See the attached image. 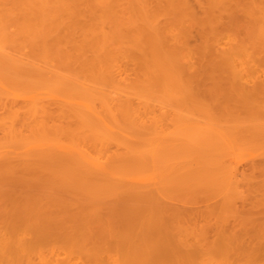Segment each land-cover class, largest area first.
<instances>
[{
    "label": "bare ground",
    "instance_id": "obj_1",
    "mask_svg": "<svg viewBox=\"0 0 264 264\" xmlns=\"http://www.w3.org/2000/svg\"><path fill=\"white\" fill-rule=\"evenodd\" d=\"M11 1H12L13 5H11V6L7 5V8L4 7V8H6L5 10H7L8 13L7 12L6 13L8 15H9V12L12 10L11 7L14 6V10L18 14V16L22 15L25 18H30L32 20H35V22L37 21L36 24H40V25L42 24V22H47V21L51 20L53 17L57 18L59 16V18L61 17L60 18V20H61L63 15H67V18H69V16H70L71 21H73L72 19L74 18L75 19V22H74L75 26H78L79 24L81 25V22L83 20L84 21L89 20L87 22L92 25V27L89 26L92 28V30H89V33H88V31L84 30L81 32L82 35H86L87 33L90 34L91 32H93L95 34V36L97 35L99 37L96 36V41L91 40V43H89L90 42L89 37L88 38L85 37L84 40L86 41L88 39L87 42L83 41L84 45L81 42V45H83L85 48H86V46H87V48L88 47L90 48L89 45L90 44L93 45L95 43V46L93 45L94 46L93 47L91 45V48L89 49L90 52L92 51V53L94 54V55L92 54V59H93L92 64L90 63V61H92V60L89 58V63H90V65H89L88 60L86 58V55L88 57H91V56H89L88 54H86L84 52L81 53V55H79L78 58L75 56L76 59L73 58L75 60H72V58L69 57L70 54L66 53L67 54L66 55L65 52H63V53L66 56L64 55L63 57H60V55H58V54H59V52L61 54L62 50H58V49L62 48V46H63L62 42H64V41L61 40L62 42H60L59 40H57V41L54 40L56 36L52 37L53 40L55 41V43H53V47L51 46L52 45L51 43L53 40L51 39L52 41L50 42V38H49L50 44L48 46L51 48H54L55 50H56L55 47L60 46V45L61 46L57 48V51L49 50L48 47H46L44 44L45 43H46V45L48 44L47 42H45V41H48V39L46 37L50 36V33L52 34L53 32H50L49 34H47V33L42 34L41 33V35H40V32L36 28L38 34L40 35V36H36V37H39V39H41V40L37 41L38 39L36 38L37 42L34 40L33 43L41 44V46L43 47L42 48L39 45L38 49H36V52H37V50H39L40 47L42 48V49L40 48V50H39V51L42 50L41 51L42 52L41 62H42V60H44L45 53H48L49 51H52V52H50L51 55H54V53L56 54V52L59 51L58 54L56 55V57L58 56L60 58V60L64 57L66 58L68 56L66 58V60H68V62L69 61L70 62L68 64H66L67 63L66 60L63 59L66 62V63L64 62L66 65V68H63L62 70L60 68V73H59V71H58L59 69L53 70L54 68L52 69L51 66L48 65V64H50V65H52V64L47 63V62H51L50 60L48 61L47 57L45 58L47 61L44 60L45 64L43 62V65H44L43 66V65H40L39 62H37V64L35 61L31 62L32 60L28 56L29 55L28 53H30L31 50L30 51L27 50L28 53L26 51L27 55L26 54L25 55L27 56L28 59H26V57L23 58L24 56H21V55L22 54L24 55V53H22V54L18 53V51H15L16 49H14L15 52L7 50L8 49L7 47L9 46V44L12 47H14L13 42L14 41L16 42V40L13 39V41H12V37L16 38L17 35L15 36L14 33H13V35L11 33L12 37L10 36L11 38L9 37L10 39H7L5 37H7L8 34L6 33L7 34L6 35L5 32H4V34L2 32H0L3 35H5L4 38L8 41V43H6V44H8V46H6L5 43H3V45H0V109L2 107H4L5 110H8V112L10 113V116H11V114H16V115L18 113L21 114V112L23 111L22 113H24V118L22 121V123H23L22 126H25V129L31 130L30 132L27 130L28 133H30L29 136L27 134H25V131L23 129H21V127L19 128V126H21V125H19V123L16 122L17 117H13V115L11 117L8 116L9 119H7V120L5 118H1V119H3V121L0 119L1 120L0 126L3 130L4 135L2 133L1 134L5 138L4 141L0 139V184L1 185H6V184L25 185L26 187H29L28 189L22 190V191H18L16 189H9V190L3 189L2 192L0 191L2 197H6V198H8V196H14L15 197L14 198L15 201H13V203H12L13 206L10 209L5 210V213L0 214V216L3 215V217H1L2 219L0 218V222H2L3 219H5L3 221L5 223L2 222L0 225V253L2 254V255H0V261H2L1 256H2V258H5L7 256V258H5V259H9V260H10L11 256H12V259H14V257L16 256V258H15L16 260H18L20 257H21V260L24 258L26 259V257H28L30 254H32V252L29 253L28 251H30V249H32L33 246H34V248H36L43 241L44 242H46V241L47 242H50V241L55 242L56 241L55 243H57V244H59L61 242L62 245L61 244L60 245L63 247H65V245H70V244H73V245L80 247V248L86 247L88 249V254H89V252L95 251L94 256L97 254H98V257H99V255H102V259L95 256V258H97L95 260H99L97 262L102 263V264H109L110 261H107L108 259L106 261H104L103 257H105L106 255L103 256L102 253L99 254L97 252L100 249L104 248V246L106 244L116 246L118 243L117 242L118 238L121 237L119 235H118L119 236L118 237L116 232H119L118 230L123 229L124 231H126V235H124V237H123L124 241H122L120 243L123 245L122 247L125 249V250L123 249L124 254H125V257H124L125 259H123L124 261L122 260V262L117 261V260L114 261V259L117 258V257H115L114 259L112 258L113 261H111L110 264H159V261H161V260L156 261V259H159L158 257L162 256V254L165 253L164 250H166L165 249L166 246L163 245L164 241L162 239L165 238L166 235H167L166 237H168L171 234V232L169 233L168 232L169 230H167L169 225L167 226V228L164 226L167 224H164L163 222L167 223L166 222L167 218H169V217H167V218L165 217L166 218L165 219L164 214L169 212L170 217H171V214L178 216L179 213H182L181 210L183 209L181 207L182 209L178 210V208H176L175 206H173L171 204H168V202H166V201H165L166 203L163 202V199L160 200L161 197L164 198L162 195L164 193L166 194L170 191L178 190V187H180V186H183V187L186 186L184 181L189 186H197V184H201L202 186H206L208 184V182L209 181L211 182L212 180H213L212 183L215 182V185H216L219 182L224 181L223 183H219V186H221V184H224L225 182H227V184H228L227 187H229L233 183L232 181H234L233 178L235 177L234 174H232V172L225 173V171L226 170L228 171L229 168L226 170L224 169V162H223V158L221 157V155L223 156V154L220 152L221 149L223 148L225 150V147H227V146L223 147L224 144L221 145V143L223 142V140L225 138L224 137L225 132L224 133L222 132L224 130L223 129L224 127L222 128L220 126L221 130L222 129L223 130L219 131L218 130L219 127H217V129H215V127H212L213 123L212 122L210 123V121H209V123L212 126L205 125L206 127H203V129H202V127L199 126L200 123H198V125H196V126H193V127L191 126V128L189 127L190 128L189 132H188V128H187V134H186L185 133L186 132L185 126H187L188 124L192 125L193 123L190 124L188 121V123L185 126H183L185 128V130L182 129L183 127L178 126L179 121H178V113H177L178 110L177 109H179L178 104L180 103V102L178 103V101H179L178 89L180 91V90H182V89H180V87L181 88L183 87L186 89L187 95L192 96L193 94L197 93L195 91L199 87L198 86L199 83L197 84L198 87L196 86L197 88L193 87L195 85L194 80L196 82L200 81V79L201 80H208L209 79L211 81L217 80V79L222 77V71L224 69H227V68L230 70V74H232V76L234 77L233 78L234 82H236V83H238L237 80H239V79L244 80V81L246 80V82H245L246 84H247V81L260 83L261 79H259V81H258V77H261V76L260 75L258 76L257 74L255 76V74L253 73V69L256 68V64L260 65L261 63L260 64L255 63V61L258 59H256V60L253 59L254 64H255V66H253L254 64H253V62H251L252 59L250 58V56H252V54L256 55L255 53H257V52L255 49H257V51L258 50L261 51V52H258L259 54L260 53L263 54V52H264L263 49L260 48L261 49L260 50L258 47H254V46H256L255 44L252 46V44L254 42L252 43L251 41L256 42L257 41L255 39L256 36L254 39L252 38L254 36H250L252 38V40L250 38V41H249V44L251 42L250 47L255 50L254 51L253 49H250L251 51H253L252 53L250 52V50H247L244 48L246 46L243 43L247 42L248 40H246L243 37H240V38H243L242 42H241V39L239 41V37H238V39H236L237 37H235V39L233 37V39H234L233 43H235L236 46H235V44H234V46H233V44H229L230 47L228 49L218 48L217 46L221 45L220 42L222 40L220 41V39L222 37L220 38V36H219L221 31H220V33H218L219 30L217 28L218 27L217 19L219 18V15H221L223 12L226 13L227 11H229V9L228 8L226 9V7L222 6L224 3L223 2L221 4V6H219L220 10H221L220 11L221 14L218 15V14L213 12V8H212L211 4L208 3V1H209L208 0L207 1L208 6L205 5L206 6V7L204 6L205 9L203 8L206 12V13L204 12V15L207 14V16H208L207 17L208 18L207 19V22H208L207 25L209 24L208 29H210V31H207L206 33L212 32L211 34H213V37L210 38V33H209V37H207V35H205V39L203 38L204 39V43H203L204 46L202 44L203 48H202L201 52L197 55L198 57H197L196 61L195 60L193 61V59H194L193 52L191 50H188V49L186 50V44H187V42H189L188 41L189 37L187 38V36H186V38H187L186 39L185 35H188L187 33L189 32V30L188 29H186L185 31L182 30L183 32H186V31H188V32H186L184 34H179L180 38L175 37V38H177V39H175L172 37L174 40L173 41L171 40L172 41V45H171L170 44L171 38H168L166 36V35H168V34H166L168 32L163 34L164 26H166V25L163 26V25L159 24V22H157L158 20L156 21V19H154V18H156L157 14L154 13L155 14L154 15L152 12L148 13L147 7H146V2H145L147 0H134V1L131 0V2H135L137 4L138 8H140L139 11L141 12V15L139 14L138 10L135 9L134 11H136V13L138 12V15L142 16V19L140 18L141 19L140 23H138V20L137 21L135 20L136 21L135 24L132 23V25H135L134 27H137L134 29H133V27L132 28L126 27L125 29H120L118 27H123L124 24H126L124 22V20L123 21L119 20L121 22V24H122V22H124L122 26H119L117 24L119 22L114 24V21H113L114 19L112 20V18H110L111 13H114L113 15L115 18L116 14H115V11L113 12V10H114L115 5L118 3V0H11ZM172 1H173V4H172ZM172 1L169 0V2H171V3H169L171 8H174V10H175V8L178 6V9L180 12L183 10V11H187V15L191 14V19H193L192 16H195L197 14L194 12L195 8L193 9L192 5H190V3H189V0H180V3L184 6L183 8H181L179 0H172ZM198 1H200V0H198ZM202 1L204 3L205 0H202ZM223 1H225V5L227 6L228 1L227 0H223ZM253 1L256 2L257 8L259 9V11L262 14V18L259 19L258 16L255 15V12H253V16L255 15L257 19L255 18V16H254V18H252V12H248L249 10H247V12L250 13L249 14V15H251L250 18L257 20V21L252 20L254 23H257V22L262 23V25H260V28H259L261 31L258 29H255L254 27L253 28L255 30H257L256 34H254V35H257V33H259V31L261 32V36H260V33L257 36L260 37V39L262 37L263 42L259 43V44H260V46L261 45L264 46V0H253ZM239 2H238V4H240ZM7 3H8V1H7ZM7 3H5V4H7ZM10 3L11 2L9 0L8 4H10ZM135 3L134 4L131 3V4L135 5V7H136ZM154 3H155V1H154ZM219 4H220V2H219ZM234 4H237L236 0H235ZM247 4H250V3H247ZM120 5L123 6V4H120ZM147 5H149V4L147 3ZM164 5H165V2H164ZM166 5H167V7H169L167 2H166ZM201 6L203 7L202 3H201ZM249 6L251 9L254 10L253 5H252V7H251V5H249ZM228 7H230V6H228ZM0 9H2V8H0ZM130 9H131V7H130ZM200 9H201V7H200ZM230 9H231V7H230ZM245 9H244V13H245ZM122 10H124V9H122ZM152 10H154V7H153V9H150L149 11H152ZM156 10H154L153 12H156ZM166 10H168V9L166 8ZM174 10L170 11V13L173 14ZM241 11L243 12V10H241ZM2 12H3V10H2ZM124 12H126V11H124ZM176 12L177 11L175 10V14H176ZM215 12H216V10H215ZM4 13H5V11H4ZM11 13H12V11H11ZM116 13H117V11H116ZM118 13H119V11H118ZM181 13H183V12H181ZM236 13H237V10H236ZM236 13H234L233 10L228 13L229 19H228V22L226 21L228 29L234 28V30H235V28L237 27L238 23H236V22H238V21H236V20H238V18H236V15H235ZM150 14L154 15L153 16L154 20L150 18ZM164 14H165V11H164ZM261 14H260V16H261ZM12 15H11V18H12ZM119 15H120V13H119ZM177 15H179V14H176V17H177ZM180 15H182V14H180ZM258 15H259V13H258ZM111 16H112V14H111ZM0 18H2V16H0ZM25 18H23V19H25ZM65 18H66V16H65ZM117 18H118V16H116V19ZM174 18H175V15H174ZM178 18H179V16H178ZM205 18H206V15H205ZM2 19L4 20V18H2ZM38 19L41 20L42 22H39ZM130 19H129V21H130ZM14 20H15V18H14ZM63 20L65 21L68 19L63 18ZM195 20L196 19H194V21ZM200 20L198 19V21H195V22H197L196 24H198V22L200 21L199 26H202V28H203V26L206 24V21H205L204 25H202L204 20L203 19H200ZM0 21H1V19H0ZM71 21H69V22H71ZM132 21L133 20H131L130 23ZM135 21H133V22H135ZM54 22H56V21H54ZM187 22H186V24L188 25ZM195 22H194V24H195ZM240 22H242V21H240ZM50 23H51V25L50 24L49 25L52 27V30H53L55 28V27H53L54 23L51 21H50ZM65 23H66V21H65ZM127 23H128V21H127ZM192 23H193V21H192ZM0 24H1V22H0ZM3 24H5V23H3ZM22 24H24V21H21V23L19 24L20 26L24 27ZM57 24H59V23H57ZM66 24H64V25H66ZM82 24H84V22H82ZM42 25L45 26V24H42ZM173 26H175V25H173ZM239 26H240V23H239ZM239 26H238V28L241 29L240 28L241 26L240 27ZM242 26H244V24ZM22 27H21V29H22ZM34 27H35V25H34ZM46 27H47V25H46ZM62 27H63V24H62ZM65 27L66 28L68 27V28L67 29L64 28V30L65 29L67 31L70 30L69 25L68 26L66 25ZM80 27H82V25L79 26L78 28H80ZM245 27H246V25H245ZM3 28H4V25L2 26V29ZM28 28L30 29V26L29 27L25 26L23 29L28 30ZM59 28H61V26H59ZM93 28H95V30H93ZM202 28H200V30ZM204 28H205V29H203L204 31L208 30V29H206L207 27H204ZM249 28H251V26H249ZM253 28H251V29L253 30ZM5 29H6V27H5ZM21 29L19 28V31ZM49 29H51V28H48L47 30H49ZM56 29H57V26H56ZM73 29H75V28H73ZM195 29H196V27H195ZM9 30H11V29H9ZM25 30H23V31L25 32ZM27 30H26L27 34H30L31 33L30 31H32L31 34L34 33L33 32L34 30L32 29V27H31V30H28V32H27ZM76 30L77 29H75V31ZM126 30H128V31H126ZM178 30H179V28H178ZM6 31H7V29H6ZM70 31H71L70 33L75 32V31L73 32V30H70ZM240 31H242V30H240ZM11 32H12V30H11ZM21 32L22 31H20V33ZM57 32L58 31L55 30L54 34H52V35L57 34ZM77 32L80 33L79 31H77ZM77 32H76V34H77ZM83 32H85L86 34H84ZM247 32L248 31H246V33ZM20 33H18V34H20ZM68 33H69V31H68ZM81 33H80V35H81ZM93 33L90 34L92 36V37L90 36L92 39H94ZM179 33H180V31H179ZM203 33L204 32H202V34ZM45 34H46L45 38L47 40L43 39L44 43H39L42 41L41 37L43 35L45 36ZM88 34H87V36H88ZM249 34L250 33H247L248 36L245 35V37L249 38ZM80 35L78 37V40L80 39V37H82ZM174 35H176V34H173L172 36H174ZM226 35H227V33H226ZM61 36H64V35L61 34L59 36V34H58V37L61 38ZM176 36H178V32H177ZM188 36H190V33ZM218 36H219V38H218ZM58 37H56V38L58 39ZM203 37H204V34H203ZM0 38H1V36H0ZM4 38H3V40H5ZM19 38H20V36H19ZM62 38L64 39V37H62ZM82 38H84V37H82ZM167 38L169 39V41ZM24 39L22 42L27 44V41L25 40L26 41L25 42ZM10 40H11L12 44H11ZM73 40H74V44L75 43L76 44L74 47L72 45L71 46L73 48H77L76 46H78L77 43H79V41L76 42V40H77L76 38ZM186 40H187V42H186ZM15 42H14V44H15ZM230 42H231V40H230ZM236 42H239L240 44L236 43ZM66 43H68V42H66ZM70 43L71 42L69 41L68 44L70 45ZM119 43L122 45L123 44L126 45L128 48L127 51H129V52L132 51V54L135 53L136 57H138L139 59L141 58L140 59L142 61L141 64H143V67L146 68V71L144 73H142L144 69L142 70L140 68L142 70V72L140 74H142V76H144V77H140L141 75H138V78L137 79L135 78L136 81H134L133 84L127 83V85H126V82H125L124 87L127 86L126 88L128 89V86L130 85L129 90L122 88V86H120V84L124 83L123 81H126V79L130 78V77H128V76L126 77L124 75L125 76L124 78H126V79L125 80L123 79V81H120L121 79L118 78L120 72H118L116 67H114V66H117L115 64H118L115 62V61L118 62V60H115V59H117L115 57V55L118 53H120V54L122 53V56H123V52H124L123 50H119L116 53V51L118 49L122 48L121 46H117V45H119ZM1 44H2V42H1ZM16 44H17V46L19 45L18 43H16ZM71 44H73V43H71ZM249 44H247L248 48H249ZM35 45H32V46L35 47ZM54 45H57V46L54 47ZM65 45H67V44H65ZM113 45H115V46H113ZM20 46L22 47L21 43H20ZM24 46L26 48L27 45H24ZM36 46H38V45H36ZM116 46L120 47V48H116ZM263 46H261V47H263ZM72 47H71V50L73 49ZM63 48H65V47H63ZM68 48H69V46H68ZM81 48L78 47V49H81ZM85 48H83V49H85ZM89 50H87V51H89ZM39 51H38V54L40 55L41 52H39ZM79 51H82V50H79ZM79 51L77 50L76 53H78ZM120 51H122V52H120ZM196 53H198V52H196ZM124 54H125V52H124ZM259 54H257V55H259ZM34 55H36V54H34ZM126 56H128V54ZM259 56H258V58H259ZM262 56H263V60H264V54ZM36 57H37V55H36ZM56 57H54V58L56 59ZM73 57H74V55H73ZM126 58H124V59H126ZM261 58H259V60H261V62H263ZM32 59H34V57H32ZM26 60H28V61H26ZM72 61H74V63L78 62L79 65H77L78 68H75V70L69 71V70H71L70 69L71 65H73V67H74V63ZM141 61H139V62H141ZM258 61H256V62H258ZM251 63H252V66H251ZM87 65L90 66L89 67L90 69L84 68ZM56 66H57V64H56ZM117 67H119V65ZM123 67H125V66H123ZM253 67H255V68H253ZM137 68L139 69V65H138V67H136L134 69L132 67L131 71L134 70L137 72ZM250 68H253V69L250 70ZM257 68L260 69V66H258ZM64 69H69L68 70L69 73L66 72L68 74H63V73H65L63 71ZM77 69H79V70H77ZM115 69L117 71H115ZM124 69L125 68H123V70ZM128 69H129V67H128ZM140 69H139V71H140ZM123 70H121V71H123ZM229 70H226V72ZM61 71H63V72L61 73ZM87 71L89 73H86ZM139 71H138V73H139ZM256 71H258V70H256ZM116 72H118V73H116ZM132 74H134V73H132ZM135 74H134V77H135ZM261 75H263V74H261ZM230 78H232V77L230 76ZM133 79L131 78L130 79L131 82H129V83H132ZM190 79H193V81H192L193 86L192 87L190 84V82H191ZM235 79H236V81H235ZM262 80H263V78H262ZM187 81H189V83ZM214 82H216V81H214ZM218 82H220V81H218ZM262 84L263 83L259 84V86H258L259 90L261 89L260 85H261V87H263L264 84L263 85ZM248 85H250V84H248ZM108 86H110V88ZM133 86H137V87H139V89L136 90V88H134ZM211 86H212V84H211ZM211 86H209V87L211 88ZM216 86H214V87L217 88L218 86L217 87ZM253 89H255V88H253ZM253 89H252V92L254 91ZM262 89L264 91V88H262ZM199 90H201V89H199ZM248 90H249V88H248ZM250 90H251V88H250ZM249 92L251 93V91H249ZM254 92L252 93L253 95H255ZM213 93H214V91H213ZM213 93L211 95L212 97H213V95H215ZM231 93H233V92L231 91ZM197 95L199 97V94H197ZM202 95H203V93H202ZM258 95H259V92H258L257 96H255V97L257 98ZM207 96H209V95H207ZM243 96L241 95V97H243ZM261 96L262 95H260L258 98H260ZM18 97L19 98L23 97L25 100L23 102H19L17 100ZM193 97H194V95H193ZM263 97H264V95L261 98H263ZM136 98H144L145 100H143V101L145 102V104L149 103L147 101L148 100L151 101L150 100L151 98H153L155 100H159L160 102H164V104H166L167 100L171 101V103L167 102V104H168V106L169 105L172 106L173 111H175V114H174V112H172L173 114L171 113L173 115V118L170 117L172 119V121L174 122L173 124L175 125V128L172 129V127L170 126V125H173L172 123L167 124V125H169V127H167L169 129L164 128L163 126L166 125L165 123H163L164 120H159V116L157 117V116L151 115L152 114L151 112H153V115H157V113L154 114V112H155L154 110H156V108H155L156 104L160 103L158 101L156 104L155 103L154 104L149 103V104H146L143 106L144 113H146V115L149 118H152V117L156 118L157 117L158 121H157V119H156V121L153 120V124L148 125L147 122H145V120L143 119L144 117H141L143 109H140V110L138 109L141 113V115L139 114L140 118H142L140 120V118L135 114L137 112V107H136L137 104L135 105V103H134V100ZM188 98H190V97H187V100H188ZM234 98H236V97H234ZM240 98H237L238 101H240L239 100ZM261 98H260V100H261ZM204 99H205V96L202 100L198 99V101L201 100L200 102L202 104H205L207 99L206 100H204ZM210 99H212V98L210 97ZM253 99H254V97H253ZM180 100H181V98H180ZM193 100L194 99H192V101ZM196 100L193 102H191V101L190 102L192 104H194V102H196ZM225 100H227V99L225 98ZM225 100L222 99V101H225ZM243 100H244V98H243ZM138 101H140V100H138ZM136 102H137V100H136ZM200 102H198V105ZM141 103L142 102L140 101V105H139V102H138L139 107L141 106ZM182 103H184V102H182ZM218 103H221V102H218ZM162 104L163 103H161V105ZM209 104H210V102H209ZM209 104H206V106L205 105H202V106H205L203 108H206V107L208 108ZM159 105H157V107H159ZM234 105H236V103L233 104V106ZM243 105L246 106L247 104L245 105L242 103V107H243ZM165 107H166V105H165ZM165 107L163 105V107L160 106L159 108H162L160 110H163ZM141 108H142V106H141ZM151 108H153L154 110ZM174 108H176V109H174ZM182 108L184 109V107H182ZM199 108H202V107H199ZM235 108H237V107H235ZM245 108L246 107L243 108L244 112L246 110ZM262 108L264 109V107H262ZM233 109H234V107H233ZM164 110H167V108ZM164 110H163V113H164ZM221 110H222V108H221ZM243 110H241V111H243ZM238 111H240V110L237 109V113H238ZM247 111L249 112V110H247ZM256 111H258V110H256ZM259 111H262V110L259 109ZM6 112L7 111H5V113ZM149 112L151 114H147ZM167 112H166V114H167ZM263 112H264V110H263ZM5 113L3 112V114H5ZM205 113L210 115L209 113H211V112H205ZM228 113H230V112H228ZM231 113H230V115H231ZM160 114H158V115H160ZM168 114H169V116L171 115L170 111ZM234 114H235V112H234ZM212 115H214V114H212ZM243 115L246 116V114H243ZM247 115H248V113H247ZM261 115L262 114H260V116ZM56 116L59 117L58 119H60V121H65L67 119L66 121H68L69 124L67 122L68 125L66 124V126H65L64 124L66 123V121H65V123L62 122V124H61L59 120H58L59 123L57 122L58 123L57 124L55 122V121H57ZM150 116H152V117H150ZM169 116L168 115L166 116L167 119H169ZM223 116L225 117V115H223ZM245 116H243V117H245ZM258 116H259V114H258ZM0 117H2V116L0 115ZM243 117H242V119H243ZM250 117L253 118V116H251V115H250ZM261 117L264 118L263 115ZM155 118H152V119H155ZM230 118L231 119L233 118L232 115L230 116ZM18 119L20 120V118H18ZM161 119H163V116ZM227 120L230 121L229 118ZM233 120H234V118H233ZM159 121H160V123L162 122V124H160ZM172 121H170V122H172ZM244 121H246V119ZM250 121H251V119H250ZM259 121H260V119H259ZM124 123L126 126L129 127V129L131 128L130 130H132L133 128L140 127V129L142 128L143 131L139 132L137 134L132 133L133 135L131 136L129 134V131H127L128 127L126 128L123 126ZM250 123H252V122H250ZM261 123H262V120H261ZM261 123L259 124L256 122L255 124H257V125L254 124L255 125V126L253 125L254 127L249 126L251 128H254V132L252 131L255 135L254 137L259 136L260 134L264 135V125H262V124H264V122L262 124ZM246 125H247V123H246ZM248 125L246 126V129H247ZM144 127H146V128L148 127L147 128L148 130H144L145 129ZM178 127L181 128V131L182 130L184 131V134H186L185 137L178 133V129H179ZM170 128H171V130H170ZM151 129H153V130H151ZM229 130L230 129H228V131ZM245 130L242 133L243 135L241 134L243 139H241V140L239 139L240 141L243 140V142L245 141L244 140L245 139L244 133L247 131V130L246 131ZM250 130H252V129H250ZM225 131L227 132L226 135L228 133L232 134V132H228L227 130H225ZM131 132H133V131H131ZM235 132H236V130H235ZM238 132H236V133H238ZM248 132H250L252 134L251 131H248ZM240 133H241V128H240ZM250 133H249V135H246L248 137V139L249 138L252 139V137H250L251 136ZM178 134L180 135L179 136L180 138L178 137ZM229 135L227 136L228 138H229ZM263 135H262V137H264ZM66 137L68 140H66ZM237 137H236V139H237ZM228 138H225V139H228ZM233 138H235V137H233ZM251 139H249V141ZM239 140H238V142H239ZM229 141L230 140H228V141L226 140L227 143H231ZM252 141H253V139H252ZM224 142H225V140H224ZM113 145H115L117 147V149L115 152L110 153L111 152V151H109L111 149L110 147ZM242 147H243V145H242ZM184 148L188 149L187 152L190 153L188 156L182 155L185 153V152L183 153L182 151H186V150H183ZM114 150H112V151H114ZM230 150H232V149H230ZM191 151H192V153H194L193 155H192ZM222 152H223V150H222ZM180 153H182V154H180ZM229 153H231V152H229ZM225 154H224V156H225ZM232 154L234 155V151H233V153H231V156H232ZM224 158H227V157H224ZM263 161H264V159H263ZM260 163H261V161H260ZM230 166H233V165L230 164ZM236 167H234V168H236ZM263 167H264V165H263ZM252 168H254V166ZM135 169L139 171V174H136L135 172H133ZM234 171H235V169H234ZM241 171L242 170H240V172ZM262 174H263V172H262ZM188 180H189V182H188ZM191 183H193V184L191 185ZM40 184H41V186H44V187H41ZM178 184H180V186H178ZM47 186H49V187L53 186L54 191L53 192L49 191L48 190L49 187H47ZM210 186H212V185H210ZM237 186H238V183H237ZM35 187L44 188L45 190L47 187V190L44 191L43 193L38 192V191H34V189L30 190V188H35ZM212 187H214V186H212ZM180 188H182V187H180ZM238 188H239V186H238ZM263 188H264V185H263ZM228 189H227V191H228ZM195 190H196V188H195ZM229 192H231V191H229ZM24 193H28V195L24 194ZM66 193L68 195H71V194L74 195L75 198L81 197V199L84 198V199L90 200V201L95 200V201L100 202V203H98L99 205L96 207L93 206L94 208L90 213L85 212V211H87V209L85 208L86 205H85V207L83 206L85 203L80 201L81 200L80 198L78 200L79 203L77 201H75V202H72V204L67 205V203H68L67 202L66 205H64V206L62 204H64L66 200L65 201H64V199L59 200V201H63L64 203L59 202L57 204V207H54L51 209H49L48 207H42V206L41 207L33 206L30 208L27 207L30 200L37 197V196L44 197L45 194H50L51 196H53V198L57 197V198L61 199V197L63 198V196H65ZM39 194H41V195H39ZM201 195H202V193H201ZM232 196H234V195H232ZM142 200L146 201V208H149V207L151 208L150 205L152 204V208L154 209V211H156V212L158 211V212L156 214H155V212L151 213V214H147L146 208H142L143 207ZM174 201L176 202V200H174ZM227 204H228V202H227ZM60 205L63 206L62 207L63 209H65L63 211V213L58 211L59 208L61 207ZM66 208H68V209H66ZM184 210H186V209L184 208ZM184 210H183V213L181 214L182 219L183 218L185 219V216L187 219V218H189V217H187V215L183 216V214H185ZM186 211H188V210H186ZM262 212H264V210ZM159 215H160V218H164V219H162V221L159 218ZM181 215H179V216H181ZM155 216L159 218L158 221H154V220H157ZM153 217H154V219H153ZM150 218H152L153 220ZM256 218L257 217H255V219ZM171 219L169 218L170 222H172L174 220L172 217H171ZM246 219H247V217H246ZM263 220H264V218H263ZM263 220H261V222ZM175 221L177 222L178 220H175ZM249 221H248V223H249ZM244 222L246 223L245 220H244ZM251 222H253L252 219H251ZM2 224H5V226ZM210 224L213 226L214 225L213 221H212V223L210 222ZM228 225H231V224H228ZM252 225L253 224H251V226H249L250 229L252 227H254ZM262 225H263V223H262ZM262 225H261V228H262ZM133 227L136 229L137 228H140V229L136 231ZM207 227L209 228V226H206L205 228H207ZM234 227H236L235 224H234ZM249 227H247V228H249ZM163 228H165L166 231L162 232ZM174 228H177V226ZM201 228H203V227H201ZM255 228H256V226H255ZM132 229L135 230L134 231L135 235L131 234V232L133 231ZM263 229H264V227H263ZM226 230H228V228ZM217 231H219V228ZM136 232H137V234H136ZM223 232H224V229H223ZM236 232H238V231L234 230V232H232V229H231V232H229L230 235L228 234L230 236V238L227 235H225L229 239H232V241L234 243L231 240L228 242L233 243V245L236 244L237 246H240L241 244H243L245 242L248 243V240L242 238L241 235L239 236L238 234H236ZM163 233H164V235L161 236V234H163ZM207 233H208L207 236L200 234V235L204 236L205 238H203L202 236H199V235L198 236L201 237V239L202 238L205 239L206 242L208 241V243H209L210 242L209 237H208L209 236V230ZM215 233H216V231H215ZM220 233H222V232H220ZM256 233H257V231H256ZM120 234H121V232H120ZM173 234H172V236H173ZM176 234H178V240H177L178 241L177 242V244H178V248H177L178 249V259H176V261L178 260V264H185L184 262H186V261H184V259H186L188 257L187 254L190 252L184 251V250L182 251L181 247L188 248L189 245H191L193 242L190 244V242H191L190 240H192V239L187 238L189 235L185 234L186 235L185 236L183 233L179 234V232ZM137 235H138V237L140 236V238L138 239V237H137V239L139 240V245H138V249H135L137 247L136 246L137 239L134 240L133 238H135ZM155 235L158 237H156ZM179 235L180 236L184 235L185 238L184 237L182 238ZM195 236L196 235H194L193 239L196 238ZM198 236H197V238H199ZM257 237H258V235H257ZM173 238H174V236H173ZM228 238H226V240ZM201 239L199 240V243L202 244V248L203 247L205 248V244L201 241ZM195 241H196V239H195ZM195 241H194V243H195ZM214 241H215V239H214ZM214 241H212L210 243H213ZM250 241H252V239ZM151 242L153 244H150ZM170 242H172V240ZM174 242L175 241H173V243ZM197 242H198V240H197ZM161 243L165 248L161 245ZM173 243H171V246H174L175 243L174 244ZM208 243H206L207 249H204V248L202 249V252L204 251V253H203L204 256L205 255L207 256V254L209 256V253L213 249L211 248V250H209L208 248H210L212 245H216V243H215V244H210L211 245L210 246V245H208ZM192 245L195 246V244H192ZM228 245H227V248H228ZM230 245H232V244H230ZM262 245H263V243H262ZM167 246H170V245L168 244ZM247 246H245L246 251H243L244 253L247 254L246 257H243L242 254L239 255L237 253L238 251L240 252V250H238L239 247H238V249L235 250V251L238 250L235 253H237L240 257L242 256V258H246V259H243L245 262H246V260H249L250 257L254 259L253 256H255L257 254V253H255V249L253 250V247L251 245L250 246L252 248H247ZM163 248H164V250H163ZM195 248L196 247H194L193 250H195L196 252L198 251L201 254V251L196 250ZM240 248H242V247H240ZM262 248H264V246ZM177 249H175V250H177ZM234 249H235V247H234ZM247 249H249V250L247 251ZM96 250H98V251H96ZM187 250H189V249H187ZM135 252H137V253H135ZM27 253H29V255H27ZM39 254H41V252H39ZM212 254H214V253H212ZM229 254H231V253H229ZM3 255H5V257ZM224 255H225V253H224ZM18 256H20V257L18 258ZM22 256H23V258H22ZM30 256H29V259L31 258ZM163 256H166V255L163 254ZM169 256L171 259H172V257L176 258V256L175 257L171 256V254ZM32 257H34V256H32ZM231 257H232V254H231L230 258ZM255 257H257V255ZM227 258H229V257H227ZM230 258L228 260H230ZM15 259H14L12 264H14V262L16 261ZM25 259L22 260V261H24V264L26 262H27V264H33V262H34V260H32L33 258L30 259L31 263H30L28 258H27L28 260L26 259L27 261ZM165 259H167V258H165ZM165 259H163V261ZM232 259H234V258H232ZM22 261H20V259H19V262H22ZM235 261H237V260H235ZM11 262H12V260H11ZM17 262L18 261H16V263ZM105 262H107V263H105ZM169 262L171 263V260H169ZM58 263H59V261H58ZM172 263H173V261H172ZM246 263H249V262L247 261ZM19 264H22V263H19Z\"/></svg>",
    "mask_w": 264,
    "mask_h": 264
},
{
    "label": "rangeland",
    "instance_id": "obj_2",
    "mask_svg": "<svg viewBox=\"0 0 264 264\" xmlns=\"http://www.w3.org/2000/svg\"><path fill=\"white\" fill-rule=\"evenodd\" d=\"M7 1H8V3H9V0H0V8H2V9H0V16H2V18H4V20L2 19V18H0L1 19V24H0V32H2L3 34H4V32H5V34L7 33L8 34V36L7 37H5V38H7V39H10L11 37H12V35H13V33L15 34V36H16V38L15 37H12V41H13V39L14 40H16V42H15V44H14V42H13V45H14V47H12L10 44H9V46H8V44H6V43H8V41L4 38V36L5 35H3L2 33H0V36H1V38L3 37L5 40H3V38L1 39L0 38V45H3V43H5L6 44V46H8L7 48V50H10V51H12V52H15V51H18V53H24V55L22 54L21 56H24L23 58H25L26 57V59H28L27 58V54H26V51L28 50V51H30L31 50V52L30 53H28V51H27V53L29 54L28 56H29V58L32 60L31 62H36V64H37V62H39V64L40 65H43V62H44V60H46L45 58L47 57V59H48V61L50 60L51 62H47V63H51L52 65H50V64H48L49 66H51V68L53 69V70H55V69H59L58 71H59V73H60V68H61V70L63 69V68H66V65H65V63L66 64H68L69 62H68V60H66V58L68 57H64V58H62L61 60H60V58L57 56L56 57V55L58 54V52H56V54L54 53V55H51V53L50 52H52V51H57V48L58 47H60V46H57V45H54V47L55 46H57V47H55L56 48V50L54 49V48H51V47H49L48 45L50 44V42L53 40V38L52 37H54V36H56V37H58V34H59V36L61 35V34H63L64 36H61V38L60 37H58V39L55 37V39L54 40H59L60 42H62V41H64V42H62L63 44V46H62V48H59L58 50H62L61 51V54H60V52H59V54L58 55H60V57H63L66 53H68V54H72L71 56L69 55V57H71L72 58V60H75L76 59V57L78 58L79 57V55H81V53H86V54H88L89 56H91V57H88L86 54V58H87V60H88V63H89V58L92 60V61H90V63L92 64V62H93V59H92V51L90 52V48H91V45L92 44H88L89 46H90V48L88 47L87 48V46H86V48L83 46L84 45V43H83V41L84 42H87V40L85 41L84 39H85V37L86 38H88L89 37V39H90V42L89 43H91V40L92 41H96V36H95V34L93 33V32H91V33H93L94 35H93V38L94 39H92L91 37V33L90 34H88L89 33V30H92V25L90 24V23H88L87 21H89V20H83L82 22H84V24H82V22H81V25H82V27H80V28H78L79 26H81L80 24L78 25V26H75V24H74V22H75V19L73 18L72 20L73 21H71V18H70V16H69V18H67V15H63V17H62V19L60 20V18H59V16L57 17V18H55V17H53L51 20H49V21H47V22H42L41 20H39L38 19V21L39 22H42V24H45V26H43L42 24L40 25V24H36L37 23V21L35 22V20H32V19H30V18H25V17H23L22 15H19L18 16V14L16 13V11L14 10V6H12L11 7V11H12V13H11V11L9 12V15L7 14L8 12H7V10H5L6 8H7V5H13L12 4V1L10 0V4H8L7 3ZM123 1V2H122ZM125 1V2H124ZM132 1H134V0H132ZM153 0H147V1H145L146 2V7H147V11H148V13H155V14H157V16H156V18H154V19H156V21L157 22H159V24H161V25H166V26H164V31H163V34H165L166 32H168V33H166V34H168V35H166L168 38H171L170 39V44L172 45V41L174 40L173 38H175V37H179L180 35L179 34H184V33H186V32H188V31H186V32H183V31H185L186 29H188L189 30V32L187 33L188 35H189V33H190V36H188V35H185V38H186V36H187V38L189 39L188 41L189 42H187V40H186V42H187V44H186V50L188 49V50H191L192 52H193V56H194V59H193V61L195 60L196 61V59H197V55L201 52V50H202V48H203V46H204V39H205V35H207V37H209V33H210V38L211 37H213V34H211L212 32H209V33H206L207 31H210V29H208V25H207V14H205L206 15V18H205V15H204V12H205V7L206 6H208L207 4L208 3H210L211 4V6H212V8H213V12L214 13H216V14H221L220 13V7L219 6H221V4L223 3V5L222 6H224V7H226V9L228 8L229 9V11H227L226 13L225 12H223L221 15H219V18L217 19V21H218V23H217V25H218V33H220V31H221V35L219 34V36H220V41L222 42H220V44L221 45H219V46H217L218 48H220V49H223V48H225V49H228L229 47H230V45L229 44H233V46H234V44L235 43H233V41H234V39H235V37H237L236 39H238V37H239V41H240V39H241V42H242V40H243V38H245L246 40H248L247 42H244L243 44L247 47L248 45L247 44H249V41H250V36H254V37H252L253 39L255 38V36H256V42L255 41H251L253 44H252V46L255 44L256 46H254V47H258L259 49L261 48V49H263V51H264V46L263 45H261V46H263V47H261L260 46V44L259 43H262L263 42V40H262V37H261V39H260V37H258L257 35L260 33V36H261V30L259 29L260 28V25H262V23H254L252 20H254V19H252V18H254V16L256 15V16H258V18L259 19H261L262 18V14H261V12L259 11V9L257 8V4H256V2L255 1H253V0H236V3L237 4H234L235 3V0H227L228 1V5L226 6L225 5V1H223V0H205L204 1V3H203V1L202 0H200V1H198V0H189V3H190V5H192V7H193V9H194V12L195 13H197L195 16H192V18L193 19H191V14H189V15H187V11H181V12H183V13H181L180 11H179V9H178V6L175 8V10L177 11L176 12V14H179V15H177V17H176V14H175V10H174V8H171V6L169 5V3H171V2H169V0H154L155 1V3H154V1L152 2ZM163 1V2H162ZM172 1V0H171ZM202 1V2H201ZM207 1H208V3H207ZM226 1V2H227ZM240 3V4H238V2ZM250 1V2H249ZM7 3V4H5V3ZM164 2H165V5H164ZM166 2H167V4H168V6L169 7H167V5H166ZM213 2V3H212ZM217 2V3H216ZM219 2H220V4H219ZM253 2V3H252ZM134 4L135 2H131V0H118V3L115 5V7H114V10H113V12L115 11V18H114V13H111L112 14V16H111V14H110V18H112V20L114 21V24H116L117 22H119V23H117L119 26H122L123 25V23L125 22L126 24H124V26L123 27H118V28H120V29H125L126 27H133V29L134 28H137V27H134L135 25H132V23L133 24H135L136 23V21L138 20V23H140L141 22V19H142V16H140L141 15V12L139 11L140 10V8H138V6H137V4H136V7H135V5H132V4ZM147 3L149 4V5H147ZM175 3V2H174ZM179 3H180V0H179ZM201 3L203 4V7L201 6ZM206 3V4H205ZM233 3V4H232ZM247 3H250V4H247ZM120 4H123V6H121ZM172 4H173V1H172ZM200 4V5H199ZM227 4V3H226ZM162 5V6H161ZM180 5H181V8H183L184 6L180 3ZM206 5V6H205ZM216 5V6H215ZM241 7H240V6ZM249 5H251V7H252V5H253V7H254V10L253 9H251L250 8V6ZM9 6V7H10ZM205 6V7H204ZM228 6H230L231 7V9H230V7H228ZM237 6V7H236ZM4 7H6V8H4ZM130 7H131V9H130ZM153 7H154V10H156V12H153L154 10H152V11H149L150 9H153ZM162 7V8H161ZM168 9V10H166V8ZM180 7V6H179ZM200 7H201V9H200ZM246 9H245V8ZM117 8V9H116ZM121 8V9H120ZM156 8V9H155ZM171 8V9H170ZM180 8V9H181ZM204 8V9H203ZM237 8V9H236ZM242 8V9H241ZM122 9H124V10H122ZM133 9V10H132ZM138 10V12H139V14L140 15H138V12L136 13V11H134V10ZM240 9V10H239ZM244 9H245V13H244ZM2 10H3V12H2ZM121 10V11H120ZM172 10H174L173 11V14L175 15V18H174V15L172 14V13H170V11H172ZM215 10H216V12H215ZM233 10V12L234 13H236V10H237V13L235 14L236 15V18H238V20H236V21H238V22H236V23H238L237 24V27L235 28V30H234V28L233 29H228V27H227V22H228V13L230 12V11H232ZM241 10H243V12L241 11ZM247 10H249L248 12H252V18H250V16L251 15H249L250 13H248L247 12ZM4 11H5V13H4ZM9 11V10H8ZM116 11H117V13H116ZM118 11H119V13H120V15H119V13H118ZM124 11H126V12H124ZM134 11V12H133ZM163 11V12H162ZM164 11H165V14H164ZM168 11V12H167ZM179 12V13H178ZM248 14H247V13ZM253 12H255V15L253 16ZM11 13V14H10ZM162 13V14H161ZM206 13V12H205ZM258 13H259V15H258ZM13 14V15H12ZM153 14H150V18L151 19H153V16L155 15H153ZM180 14H182V15H180ZM202 14V15H201ZM247 14V15H246ZM260 14H261V16H260ZM11 15H12V18H11ZM138 15V16H137ZM167 15V16H166ZM204 15V16H203ZM65 16H66V18H65ZM116 16H118V18L116 19ZM178 16H179V18H178ZM256 16H255V18H256ZM14 18H15V20H14ZM19 18V19H18ZM23 18H25V19H23ZM63 18L64 19H68L69 21H71V22H69L68 20H65L66 21V23H65V21L63 20ZM126 18V19H125ZM128 18V19H127ZM131 18V19H130ZM141 18V19H140ZM158 18V19H157ZM58 19V20H57ZM85 19V18H84ZM129 19H130V21L131 20H133V21H135V22H131L130 23V21H129ZM153 19V20H154ZM178 19V20H177ZM188 19V20H187ZM194 19H196L195 21H198V19L200 20V19H203L204 21H203V23H202V25H204V23H205V21H206V24L203 26V28H202V26H199V24H200V21L198 22V24H196L197 22H195L194 21ZM257 19V18H256ZM26 20V21H25ZM53 20V21H52ZM119 20H121V21H123L124 20V22H122V24H121V22L119 21ZM160 20V21H159ZM251 20V21H250ZM21 21H24V24H22L24 27L25 26H30V29L28 28V30H31V27H32V29L34 30L33 32V34H31L32 33V31H30L29 33L30 34H27L26 33V30L25 29H23L24 27H22V26H20L19 24L21 23ZM50 21L51 22H53L54 24H53V27H55L53 30H52V27L50 26L51 25V23H50ZM54 21H56V22H54ZM68 21V22H67ZM127 21H128V23H127ZM188 23V25L190 26H188L187 24H186V22ZM192 21H193V23H192ZM220 21V22H219ZM223 21V22H222ZM227 21V22H226ZM240 21H242V22H240ZM247 21V22H246ZM250 21V22H249ZM254 21H257V20H254ZM10 22V23H9ZM13 22V23H12ZM19 22V23H18ZM194 22H195V24H194ZM202 22V21H201ZM3 23H5V24H3ZM7 23V24H6ZM57 23H59V24H57ZM71 25H70V24ZM239 23H240V26H239ZM35 25V27H34V25ZM50 24V25H49ZM57 24V25H56ZM62 24H63V27H62ZM64 24H66L67 26L69 25V28H70V30H73V32L75 31V29H77L74 33H70L71 31L70 30H68L69 31V33H68V31L66 30L67 28L65 27L66 25H64ZM74 24V25H73ZM121 24V25H120ZM131 24V25H130ZM170 24V25H169ZM191 24V25H190ZM244 24V26H242ZM4 25V28L2 29V26ZM7 25V26H6ZM18 25V26H17ZM46 25H47V27H46ZM61 26V28L64 30V28H66L64 31L61 29V28H59V26ZM86 25V26H85ZM126 25V26H125ZM173 25H175V26H173ZM194 25V26H193ZM245 25H246V27H245ZM56 26H57V29H56ZM89 26H91V27H89ZM160 26V25H159ZM162 26V27H163ZM223 26V27H222ZM238 26L241 28V29H239L238 28ZM249 26H251V28H255V29H258V30H260L259 31V33H257V35H254V34H256V32H257V30H255L254 28H253V30L251 29V28H249ZM5 27H6V29H7V31H6V29H5ZM10 27V28H9ZM21 27H22V29L23 30H25V32L21 29ZM177 27V28H176ZM184 27V28H183ZM195 27H196V29H195ZM204 27H207L206 29H208V30H203V29H205ZM210 27V26H209ZM244 27V28H243ZM14 28V29H13ZM19 28L21 29L20 31H22L21 33H20V31H19ZM38 29V31L40 32V35H41V33L42 34H44V33H47V34H49L50 32H53L52 34H54V31L56 30V31H58L57 32V34H55V35H52L51 33H50V36H47L46 37V34H45V36L43 37H41L42 38V41L41 42H39V43H44L43 42V39H45V40H47L48 39V41H45V42H47L48 44L46 45V43L44 44L46 47H48V49L49 50H52V51H49L48 53H45V55H44V60H42V62H41V56H42V50L41 51H39L40 50V48L42 47L41 46V44H36V43H33L34 42V40L36 41V38L38 39L37 41H39V40H41V39H39V37H36V36H40L39 34H38V32H37V29ZM48 28H51V29H49V30H47ZM73 28H75V29H73ZM130 28V29H131ZM176 28V29H175ZM178 28H179V30H178ZM191 28V29H190ZM200 28H202L201 30H200ZM223 28V29H222ZM246 28V29H245ZM9 29H11L12 30V32H11V30H9ZM129 29V28H128ZM132 29V30H133ZM175 29V30H174ZM28 30H27V32H28ZM84 30H86V31H88V36H87V34L85 33V32H83L84 34H86V35H82V31H84ZM93 30H95V28H93ZM183 30V31H182ZM240 30H242V31H240ZM9 31V32H8ZM36 31V32H35ZM77 31H79L80 33H81V35H80V33H78ZM126 31H128V30H126ZM179 31H180V33H179ZM241 33H240V32ZM245 31V32H244ZM246 31H248L247 33H250L249 34V38L248 37H245V35L246 36H248L247 35V33H246ZM67 32V33H66ZM76 32H77V34H76ZM96 32V31H95ZM177 32H178V36H176L177 35ZM182 32V33H181ZM202 32H204L203 34H204V37H203V34H202ZM233 32V33H232ZM11 33H12V35H11ZM18 33H20V34H18ZM37 33V34H36ZM56 33V32H55ZM173 35V34H176V35H174V36H172L171 34ZM226 33H227V35H226ZM236 33V34H235ZM246 33V34H245ZM6 34V35H7ZM36 34V35H35ZM71 34V35H70ZM73 34V35H72ZM229 34V35H228ZM241 34V35H240ZM3 35V36H2ZM35 35V36H34ZM52 35V36H51ZM79 35L80 36H82V37H84V38H82V37H80V39L78 40V37H79ZM234 35V36H233ZM240 35V36H239ZM11 36V37H10ZM19 36H20V38H19ZM91 36V37H90ZM219 36H218V38H219ZM10 37V38H9ZM18 37V38H17ZM47 39H46V38ZM62 37H64V39L62 38ZM77 39L76 40V42H78L79 41V43H77V45L78 46H76L77 48H73L74 46H75V44H74V40L73 39H75V38ZM97 37H99V36H97ZM173 37V38H172ZM201 37V38H200ZM233 37H234V39H233ZM240 37H243V38H240ZM25 38V39H24ZM49 38H50V42H49ZM60 38V39H59ZM72 38V39H71ZM82 38V39H81ZM167 38V39H168ZM180 38V37H179ZM186 38V39H187ZM204 38V39H203ZM230 38V39H229ZM252 38H251V40H252ZM258 38V39H257ZM23 39H24V41L26 40L27 41V44L26 43H23L22 41H23ZM52 39V40H51ZM175 39H177V38H175ZM233 39V40H232ZM244 39V40H245ZM30 40V41H29ZM52 41V47H53V43H55V41ZM62 40V41H61ZM73 40V41H72ZM81 40V41H80ZM172 40V41H171ZM230 40H231V42H230ZM4 41V42H3ZM25 41V42H26ZM29 41V42H28ZM36 41V42H37ZM69 41L71 42V43H73V44H71L70 43V45L68 44L69 43ZM168 41H169V39H168ZM176 41V40H175ZM203 41V42H202ZM237 41V40H236ZM1 42H2V44H1ZM10 42H11V40H10ZM32 42V43H31ZM66 42H68V43H66ZM81 42L83 43V45H81ZM230 42V43H229ZM251 42H250V44H249V48L247 47H244L245 49H247V50H250V49H253V48H251L250 46H251ZM16 43H18L19 45L17 46V44ZM20 43L22 44V47L20 46ZM31 43V44H30ZM67 44V45H65V44ZM94 43V42H93ZM174 43V42H173ZM236 43H239V42H236ZM247 43V44H246ZM11 44H12V42H11ZM38 45V46H36V45ZM58 44V43H57ZM202 44H203V46H202ZM240 44V43H239ZM24 45H27L26 46V48H25V46ZM32 45H35V47L34 46H32ZM39 45L41 46L40 48H39V50H37V52H36V49H38V47H39ZM65 45V46H64ZM73 47H72V46ZM94 46H95V43L93 44ZM92 45V46H93ZM116 45V44H115ZM115 45H113V46H115ZM181 45V44H180ZM242 45V44H241ZM24 46V47H23ZM68 46H69V48H68ZM73 48L72 50H71V47ZM93 46V47H94ZM117 46H121L122 48H120V47H117ZM116 46V48H120V49H118L117 51H116V53L119 51V50H123L124 52H125V54L127 55L128 54V56H126L125 54H124V52H123V56H122V53L120 54V53H118V54H116L115 55V57L117 58V59H115V60H118V62L117 61H115L116 63H118V64H115V65H119V67H117V66H114V67H116V69L118 70V72H120L119 73V79H121L120 81H123V79L125 80L126 78H124L125 76L127 77H130V78H127L126 79V81H123L124 83H122V84H120V86H122V88H125V89H127L126 87H124V85H125V82H126V85H127V83L128 84H133V82L134 81H136V79L138 78V75H141L140 77H144V76H142V74H140L141 72H142V70H143V72L142 73H144L145 71H146V68H144L143 67V64H141L142 63V61L138 58V57H136V55H135V53H133L132 54V51H127L128 50V48H127V46L126 45H122V44H120L119 43V45H117ZM124 46V47H123ZM235 46H236V44H235ZM5 47V46H4ZM17 47V48H16ZM63 47H65V48H63ZM78 47L79 48H81V49H78ZM92 47V48H93ZM188 47V48H187ZM232 47V46H231ZM25 48V49H24ZM32 48V49H31ZM43 48V47H42ZM41 48V49H42ZM83 48H85V49H83ZM114 48V47H113ZM115 48V49H116ZM197 48V49H196ZM201 48V49H200ZM14 49H16L15 51H14ZM23 49V50H22ZM67 49V50H66ZM260 49V50H261ZM22 52H21V51ZM66 50V51H65ZM77 50L79 51V50H82V51H79L78 53H76L77 52ZM87 50H89V51H86ZM94 50V49H93ZM196 50V51H195ZM254 50V49H253ZM256 50V52L257 53H255L256 55H254V54H252V56L254 57H252V56H250V58L252 59V61L251 62H253V64H254V60L253 59H258L259 60V58H261L262 59V61L264 62V60H263V54H264V52H263V54H259L258 52H261V51H257V49H255ZM254 50V51H255ZM24 51V52H23ZM34 51V52H33ZM38 51L39 52H41V54L39 55L38 54ZM63 52H65V54L63 53ZM75 52V53H74ZM94 52V51H93ZM120 52H122V51H120ZM185 52V51H184ZM196 52H198V53H196ZM248 52V51H247ZM250 52L252 53L253 51H251L250 50ZM17 53V52H16ZM249 53V52H248ZM250 53V54H251ZM26 54V55H25ZM34 54H36L37 55V57H36V55H34ZM49 54V55H48ZM78 54V55H77ZM121 56H120V55ZM249 54V55H250ZM257 54H259V55H257ZM33 55V56H32ZM47 55V56H46ZM67 55V54H66ZM65 55V56H66ZM73 55H74V57H73ZM94 55V54H93ZM119 55V56H118ZM130 55V56H129ZM134 55V56H133ZM196 55V56H195ZM53 56V57H52ZM76 56V57H75ZM258 56H259V58H258ZM32 57H34V59H32ZM54 57H56V59L54 58ZM127 57V58H126ZM256 57V58H255ZM59 58V59H58ZM73 58H75V59H73ZM120 58V59H119ZM124 58H126V59H124ZM66 60V62L64 61V60ZM125 60V61H124ZM258 60H256V61H258ZM26 61H28V60H26ZM47 61V60H46ZM60 61V62H59ZM139 61H141V62H139ZM255 61V63H261L260 65H258V64H256V68L255 67H253V68H255L256 70H258V71H256L255 69H253V68H250V70L251 69H253V73L255 74V76H256V74L259 76H261V77H258V81H259V79H261L260 80V83L259 82H252V81H247V84L245 83L246 82V80L244 81V80H237V82L238 83H236V82H234V77L232 76V74H230V70L227 68V69H224L223 71H222V77L221 78H219V79H217V80H213V81H211V80H201L200 79V81H195L194 80V86L192 85V81H193V79H190L191 80V82H190V84H191V87L193 86L194 88H197L198 86V89H196V91L195 92H197V93H195V94H193L194 95V97H193V95L191 96V95H187V91H186V89L185 88H181L180 87V89H182V90H180L179 91V89H178V99H179V101H178V103L180 104H178V108L179 109H177L178 110V126L180 127H183V126H185L187 123H188V121H189V123L190 124H192V125H187V126H185L186 127V134H187V128H188V132H189V129L191 128V126L193 127V126H196V125H198V123H200L199 124V126H201L202 127V129H203V127H206L205 125H209V126H212V127H215V129H217V127H219L218 128V130L219 131H222L223 129V133L225 134L224 135V137L225 138H228L227 136L229 135V138L228 139H225L224 138V140H225V142H226V140L228 141V140H230L229 142H231V143H225L224 142V140H223V142L221 143V145H223V147L224 146H227V147H225V150L222 148L221 149V153L223 154V156L221 155V157L223 158V162H224V169L226 170V169H228V171L226 172L225 170V173H229V172H232V174H234V178H233V180L234 181H232L233 183V185L231 184V186H229V187H227V182H225L224 184H221V186H219V183H223L224 181H222V182H219L218 184H216L215 185V182L214 183H212L213 182V180L210 182H208V184L206 185V186H202L201 184H197V186H189L185 181H184V183H185V185L186 186H180V184H178V186H180V187H182V188H180V187H178V190H174V191H170V192H168V193H164L162 196L164 197V198H160V200H162L163 199V202H168V204H171V205H173V206H175L176 208H178V210H181L182 208V213H183V210H184V208L186 209V210H188V211H186V210H184V212H185V214H183V216L184 215H187V217H189V218H187L186 219V216H185V219L183 218L182 219V213H179V215H181V216H175V215H172L171 214V217L174 219L172 222H170V220H169V218L171 219V217L169 216L170 214H169V212L168 213H163L165 216H164V218L166 217H169V218H167V223H165V222H163L164 224H167V225H164L166 228H167V226H168V229L167 230H169L168 232L170 233L171 232V234L168 236V237H166L165 236V238H163L162 240L164 241L163 242V245L164 246H166V248L162 245V243H161V245L166 249V250H164V248H163V250H164V252L165 253H163L164 255H166V256H163V254H162V256H160V257H158L159 259H156V261H159V260H161V261H159V264H171L172 263V261H173V263L172 264H178V260L176 261V259H178V244H177V240H178V234H176V233H178L179 232V234H186V235H189L187 238H190V239H192V240H190L189 242H190V244L192 243V244H195V246L194 245H189V247L188 248H183V247H181V249H182V251L184 250V251H188V252H190V253H188L187 254V258L186 259H184V261H186V262H184L185 264H264V248H262L263 246H264V229H263V225H264V220H263V218H264V212H262L264 209V188H263V183H264V167H263V165H264V161H263V159H264V137H262V135L263 134H260L259 136H256V137H254L255 135H254V128H251V127H249V126H252V127H254L255 125H257V124H255L256 122L257 123H261V120H262V123L264 122V118L263 117H261L262 115L264 116V112H263V108L262 107H264V97L263 98H261L263 95H264V91H263V89L262 88H264V63L263 62H261V60H259L258 62H256ZM65 62V63H64ZM73 63H74V61H72ZM90 63H89V65H90ZM122 63V64H121ZM263 63V64H262ZM44 64H45V62H44ZM56 64H57V66H56ZM63 64V65H62ZM127 64V65H126ZM134 66H133V65ZM139 65V69H140V71H139V69L137 68V72L136 71H134V70H132L131 71V69H132V67H133V69L134 68H136V67H138V65ZM59 65V66H58ZM65 65V66H64ZM77 65H79L78 64V62H76V63H74V67H73V65H71V70H69V69H64L63 71L65 72V73H63V74H68L69 72H68V70L69 71H72V70H75V68H78V66ZM89 65H87V66H85L84 68L86 69H90L89 67ZM125 66V67H123V66ZM130 65V66H129ZM137 65V66H136ZM263 65V66H262ZM44 66V65H43ZM251 66H252V63H251ZM253 66H255V64L253 65ZM258 66H260V69H258L257 67ZM262 66V67H261ZM128 67H129V69H128ZM68 68V67H67ZM122 68V69H121ZM123 68H125L124 70L126 71H124L123 70ZM128 70H127V69ZM115 69V71H117ZM77 70H79V69H77ZM121 70H123V71H121ZM136 70V69H135ZM226 70H229V71H227L226 72ZM63 71H61V73L63 72ZM89 71V70H88ZM86 72V73H89V72ZM128 71V72H127ZM138 71H139V73H138ZM66 72H68V73H66ZM118 72H116V73H118ZM127 73V74H126ZM132 73H136L135 74V77H134V74H132ZM138 73V74H137ZM228 73V74H227ZM230 74V75H229ZM253 74V75H254ZM261 74H263V75H261ZM125 75V76H124ZM230 76L232 77V78H230ZM133 79L132 80V83H129V82H131V80L130 79ZM136 78V79H135ZM256 78V77H255ZM262 78H263V80H262ZM129 79V80H128ZM189 80V81H190ZM128 81V82H127ZM189 81H187L188 83H189ZM208 81V82H207ZM214 81H216V82H214ZM218 81H220V82H218ZM235 81H236V79H235ZM240 82V83H239ZM199 83V84H198ZM261 83H263L262 85H263V87H261V85H260V88L262 89H260L259 90V84H261ZM197 84H198V86H197ZM211 84H212V86H211ZM240 84V85H239ZM248 84H250V85H248ZM218 87H217V86ZM197 86V87H196ZM206 86V87H205ZM209 86H211V88L209 87ZM214 86H216L217 88H215ZM235 86V87H234ZM109 88H110V86H108ZM134 88H136V90L137 89H139V87H137V86H133ZM132 87V88H133ZM204 87V88H203ZM108 88V89H109ZM129 88H130V85L128 86V89L127 90H129ZM179 88V87H178ZM248 88H249V90H248ZM250 88H251V90H250ZM253 88H255V89H253ZM154 89V88H153ZM199 89H201V90H199ZM210 89V90H209ZM252 89L255 91H253L254 93H255V95H253L252 93ZM221 90V91H220ZM185 91V92H184ZM213 91H214V93H213ZM231 91L233 92V93H231ZM239 91V92H238ZM249 91H251V93L249 92ZM224 92V93H223ZM227 92V93H226ZM236 92V93H235ZM258 92H259V95H258V97L260 96V95H262L260 98H261V100H260V98H256L255 96H257V94H258ZM202 93H203V95H202ZM212 93L213 94H215V95H213V97L211 96L212 95ZM241 93V94H240ZM243 93V94H242ZM263 93V94H262ZM197 94H199V97H198V95ZM252 96H251V95ZM181 95V96H180ZM202 95V96H201ZM207 95H209V96H207ZM224 95V96H223ZM234 97H236V98H234ZM241 95L243 96V97H241ZM190 97V98H188V100H187V97ZM204 96H205V99L204 100H206V102H205V104H202L200 101L204 98ZM241 98H240V97ZM193 97V98H192ZM201 99L200 101H198V99ZM202 97V98H201ZM207 97V98H206ZM210 97L213 99H210ZM230 97V98H229ZM253 97H254V99H253ZM180 98H181V100H180ZM184 100H183V99ZM197 100H196V99ZM225 98L227 99V100H225ZM237 98H240L239 100L240 101H238V99ZM243 98H244V100H243ZM190 99V100H189ZM192 99H194L193 101H195L196 100V102H194V104H192L191 102H193L192 101ZM222 99L223 100H225V101H222ZM231 99V100H230ZM235 99V100H234ZM242 99V100H241ZM263 99V100H262ZM19 102H23L25 99L23 98V97H21V98H19L18 97V99H17ZM22 100V101H21ZM136 100H137V102H136ZM138 100H140L142 103H141V106H142V108H141V106L139 107V105H140V101H138ZM143 100H145L144 98H136L135 100H134V103H135V105L137 104L138 105V102H139V105L137 106L136 105V107H137V112L135 113L139 118H140V115H141V113H140V109H143L142 110V116L141 117H144L143 119L145 120V122H147V124L149 125V124H153V120H155L156 121V119H157V121H158V116H159V120H164L163 121V123H165L166 125L167 124H170V123H174L173 121H172V119L171 118H173V113L172 112H174V114H175V111H173V107L172 106H168V104H167V102H170L171 103V101H166V104H164V102H160L159 100H155V99H153V98H151L150 100L151 101H147V102H149L150 104H156L157 103V101L158 102H160L159 104L157 103L156 104V106H155V108H156V110H154L153 108H151V109H153L155 112H154V114H156L157 113V115H153V112H149V113H147V114H151L152 116H157L156 118L155 117H152V116H150V117H152V118H155V119H152V118H149L147 115H146V113H144V108H143V106L144 105H146V104H149V103H146L145 104V102L143 101ZM155 100V101H154ZM183 100V101H182ZM216 100V101H215ZM184 102V103H182V102ZM191 101V102H190ZM186 102V103H185ZM189 102V103H188ZM198 102H200L199 103V105H198ZM208 102V103H207ZM209 102H210V104H209ZM218 102H221V103H218ZM227 104H226V103ZM161 103H163L162 105H161ZM223 103V104H222ZM225 103V104H224ZM236 103V105H234L233 106V104H235ZM242 103L243 104H247L246 106H244L243 105V107H242ZM206 104H209L208 105V108L206 107V108H203V107H205L206 106ZM255 104V105H254ZM157 105H159V107L160 106H162L163 107V105H164V107H165V105H166V107L164 108V109H166L167 108V110H164V113H163V110H160V109H162V108H159V107H157ZM190 105V106H189ZM194 107H193V106ZM196 105V106H195ZM202 105H205V106H202ZM227 105V106H226ZM241 105V106H240ZM150 106V105H149ZM152 106V105H151ZM168 106V107H167ZM182 106V107H184V109L182 108H180V107ZM213 108H212V107ZM232 106V107H231ZM25 107V106H24ZM23 107V108H24ZM199 107H202V108H199ZM233 107H234V109H233ZM235 107H237V108H235ZM244 107H246L245 109V112H244V110H243V108ZM261 107V108H260ZM22 108V109H23ZM221 108H222V110H221ZM233 110H232V109ZM258 108V109H257ZM139 109V110H138ZM174 109H176V108H174ZM217 109V110H216ZM230 111H229V110ZM237 109L238 110H240V111H238V113H237ZM251 109V110H250ZM259 109H261L262 111H259ZM2 110V111H1ZM176 110V111H177ZM191 110V111H190ZM235 110V111H234ZM241 110H243V111H241ZM247 110H249V112L247 111ZM256 110H258V111H256ZM5 111H7L8 112V110H5L4 109V107H2L1 109H0V115L2 116V117H0V119L1 118H5L6 120L7 119H9V117L8 116H10V113L8 114L7 112L5 113ZM11 111V110H10ZM157 111V112H156ZM168 111V112H167ZM169 111H170V116H169ZM252 111V112H251ZM3 112L5 113V114H3ZM13 112V111H12ZM11 112V113H12ZM21 112V111H20ZM23 112V111H22ZM21 112V114H11V116L13 115V117H17V119H16V122H18L19 123V125H21V126H19V128L21 127V129H23L24 131H25V134H27L28 136H29V134L30 133H28V131L30 132L31 130H28V129H25V126H22V121H23V118H24V113H22ZM161 114H160V113ZM166 112H167V114H166ZM205 112H211L212 114H214V115H212L211 113H209L210 115H208L207 113H205ZM228 112H232L231 113V115H232V117L234 118V120H233V118L231 119L230 118V113H228ZM234 112H235V114H234ZM248 113V115H247V113ZM14 113V112H13ZM8 114V115H7ZM23 114V115H22ZM140 114V115H139ZM158 114H160V115H158ZM220 114V115H219ZM230 116H229V115ZM238 114V115H237ZM243 114H246V116L245 115H243ZM251 116H253V118L252 117H250V115ZM258 114H259V116H260V114H262L260 117L258 116ZM163 116V119H161L162 118V116ZM168 115L169 116V119H167V117L166 116ZM223 115H225V117L223 116ZM228 117H227V116ZM234 115V116H233ZM10 116V117H11ZM165 116V117H164ZM219 116V117H218ZM240 116V117H239ZM243 116H245V117H243V119H242V117ZM12 117V118H13ZM57 117V121H55L56 123L58 122V120L60 121V119H58L59 117L58 116H56ZM161 117V118H160ZM171 117V118H170ZM214 117V118H213ZM256 117V118H255ZM258 117V118H257ZM18 118H20V120L18 119ZM213 118V119H212ZM230 119V121L229 120H227V119ZM249 118V119H248ZM142 118H140V120H141ZM187 119V120H186ZM211 119V120H210ZM219 119V120H218ZM225 119V120H224ZM240 119V120H239ZM242 119V120H241ZM246 119V121H244ZM250 119H251V121H250ZM256 121H254V120ZM258 119V120H257ZM259 119H260V121H259ZM2 121H3V119H1ZM0 120V121H1ZM67 120V119H66ZM65 120V121H66ZM143 120V121H144ZM65 121H60V123L62 124V122L63 123H65ZM152 121V122H151ZM170 121H172V122H170ZM175 121V120H174ZM209 121H210V123L212 122L213 124L211 125L210 123H209ZM252 122V123H250V122ZM67 122L68 121H66V123L64 124L65 126H66V124H67ZM167 122V123H166ZM21 123V124H20ZM52 123V122H51ZM59 123V122H58ZM57 123V124H58ZM159 123H160V121H159ZM184 123V124H183ZM203 123V124H202ZM246 123H247V125H248V127H247V129H246ZM261 123V124H262ZM68 124H69V122H68ZM67 124V125H68ZM146 124V123H145ZM160 124H162V122L160 123ZM231 124V125H230ZM236 124V125H235ZM245 124V125H244ZM251 124V125H250ZM255 124V125H254ZM163 126L164 128H166V129H169V128H167V127H169V125H167V126ZM204 125V126H203ZM254 125V126H253ZM262 125H264V124H262ZM124 127H128V126H126L125 125V123H124V125H123ZM171 127H172V129L173 128H175V125L173 124V125H170ZM223 128L222 130H221V127ZM231 126V127H230ZM242 126V127H241ZM151 127V126H150ZM178 127V128H179ZM190 127V128H189ZM234 127V128H233ZM139 129H140V127H138ZM138 128H133L132 130H130L129 129V127L127 128V131H129V134L132 136L133 134H137V133H139V132H142L143 130H142V128L139 130ZM145 129L144 130H148L146 127H144ZM240 128H241V133H240ZM252 129V130H250V129ZM138 129V130H137ZM150 129V128H149ZM180 129V130H179ZM178 129V133L180 134V135H182V136H186V134H184V131L182 130L181 131V128H179ZM182 129H184L185 130V128L183 127ZM228 129H230L229 131H228ZM238 129V130H237ZM246 131L245 133H244V142H243V140L242 141H240L241 139H243L242 138V136H241V134L243 133V131L244 130ZM249 129V130H248ZM28 130V131H27ZM137 130V131H136ZM151 130H153V129H151ZM170 130H171V128H170ZM225 130H227L228 132H232V134L231 133H228L227 135H226V131ZM235 130H236V132H238V133H236L235 132ZM2 131V132H1ZM27 131V132H26ZM131 131H133V132H131ZM136 131V132H135ZM248 131H253L252 132V134L250 133V132H248ZM183 132V133H182ZM3 134L4 135V133H3V130H2V128H1V126H0V134ZM133 133V134H132ZM182 133V134H181ZM236 133V134H235ZM240 133V134H239ZM249 133L251 134V136L250 137H252V139H253V141H252V139L251 138H249V139H251L250 141H249V139H248V137L246 136V135H249ZM0 135V139L1 140H5V138H4V136L3 135ZM178 134V137L180 136ZM239 136H238V135ZM32 135V134H31ZM238 137H237V136ZM243 135V134H242ZM253 135V136H252ZM257 135V134H256ZM3 136V137H2ZM235 137V138H233V137ZM264 136V135H263ZM2 137V138H1ZM232 137V138H231ZM236 137H237V139H236ZM240 137V138H239ZM65 138V137H64ZM180 138V137H179ZM240 139V140H239ZM64 140V139H63ZM66 140H68L67 139V137H66ZM238 140H239V142H238ZM238 142V143H237ZM230 144V145H229ZM258 144V145H257ZM261 144V145H260ZM242 145H243V147H242ZM114 146V147H113ZM113 146H111L110 148V150L109 151H111L110 153H113V152H115L116 151V149H117V147L115 146V145H113ZM248 146V147H247ZM113 147V148H112ZM221 148V147H220ZM229 148V149H228ZM115 149V150H114ZM119 149V148H118ZM230 149H232V150H230ZM112 150H114V151H112ZM183 150H186V151H182L184 154H182V153H180V154H182L183 156H188L190 153L189 152H187V148H184ZM222 150H223V152H222ZM237 152H236V151ZM190 151V150H189ZM231 152V153H233V151H234V155L232 154V156H231V153H229V152ZM109 153V152H108ZM191 153H192V151H191ZM220 153V154H221ZM227 155H226V154ZM239 153V154H238ZM194 153H192V155H193ZM224 154H225V156H224ZM242 154V155H241ZM230 156V157H229ZM224 157H227V158H224ZM241 158V159H240ZM237 159V160H236ZM260 161H261V163H260ZM227 163V164H226ZM263 163V164H262ZM230 164L231 165H233V166H230ZM255 164V165H254ZM242 165V166H241ZM254 166V168H252L253 166ZM237 166V167H236ZM241 166V167H240ZM256 166V167H255ZM234 167H236V168H234ZM239 168V169H238ZM138 169V168H137ZM233 169V170H232ZM234 169H235V171H234ZM136 170V169H135ZM133 171V172H135L136 174H139V171L138 170H136V171ZM240 170H242L241 172H240ZM132 172V173H133ZM239 172V173H238ZM243 172V173H242ZM262 172H263V174H262ZM241 173V174H240ZM244 174V175H243ZM216 181V180H215ZM188 182H189V180H188ZM195 183V182H194ZM237 183H238V186H239V188H238V186H237ZM193 183H191V185H192ZM210 185H212V186H214V187H212V186H210ZM223 185V186H222ZM226 185V186H225ZM40 186H41V184H40ZM189 186V187H188ZM200 186V187H199ZM210 186V187H209ZM218 186V187H217ZM41 187H44V186H41ZM47 187H49V186H47ZM47 187H46V190H47ZM196 188V190H195V188ZM29 187H26L25 185H14V184H6V185H1L0 184V191L2 192V190L3 189H5V190H9V189H16V190H18V191H22V190H26V189H28ZM192 188V189H191ZM229 188V189H228ZM237 188V189H236ZM34 189V191H38V192H44V191H46L44 188H39V187H35V188H30V190H33ZM188 189V190H187ZM227 189H228V191H227ZM237 191H236V190ZM48 190L49 191H54V187L53 186H51V187H49L48 188ZM185 190V191H184ZM211 190V191H210ZM215 190V191H214ZM226 190V191H225ZM183 191V192H182ZM229 191H231V192H229ZM1 192H0V214H3V213H5V210H7V209H10L13 205H12V203H13V201H15V197L14 196H8V198H6V197H2V195H1ZM199 192V193H198ZM218 192V193H217ZM175 193V194H174ZM201 193H202V195H201ZM227 193V194H226ZM24 194H27L28 195V193H24ZM188 194V195H187ZM218 194V195H217ZM39 195H41V194H39ZM43 195V194H42ZM208 195V196H207ZM222 195V196H221ZM232 195H234V196H232ZM44 196V195H43ZM166 196V197H165ZM175 196V197H174ZM35 197V196H34ZM66 199H65V198ZM230 197V198H229ZM79 198L81 199V197H74V195H68L67 193L65 194V196H63V198L61 197V199H59V198H57V197H55V198H53V196H51L50 194H45V196L44 197H40V196H37V197H35V198H33V199H31L30 200V202L28 203V205H27V207L28 208H30V207H33V206H37V207H48L49 209H51V208H54V207H57V204L59 203V202H63V201H59V200H62V199H64V201H65V203L64 204H62L63 206L64 205H66V203H67V205H69V204H72V202H75V201H77L78 203H79ZM170 198V199H169ZM178 198V199H177ZM226 198V199H225ZM168 199V200H167ZM173 199V200H172ZM174 200H176V202L174 201ZM80 201H82L83 203H85L83 206L85 207V205H86V209H87V211H85V212H87V213H90L92 210H93V208L94 207H96V206H98L99 204L98 203H100V202H97V201H95V200H86V199H84V198H82ZM178 201V202H177ZM165 202V203H166ZM227 202H228V204H227ZM142 203H143V207L142 208H146V201H143L142 200ZM231 203V204H230ZM149 204V203H148ZM107 205V204H106ZM142 205V204H141ZM61 206V205H60ZM63 206H61L60 208H59V212H61V213H63V211L65 210V209H63L62 207ZM94 206V207H93ZM137 206V205H136ZM149 206V205H148ZM147 206V207H148ZM151 206V208L149 207V208H146V210H147V214H151V213H154L155 212V214L158 212H156V211H154V209L152 208V204L150 205ZM236 206V207H235ZM67 207V206H66ZM182 207V208H181ZM231 207V208H230ZM233 207V208H232ZM27 208V209H28ZM62 208V209H61ZM66 209H68V208H66ZM85 209V210H86ZM263 209V210H262ZM89 210V211H88ZM152 210V211H151ZM261 214H260V213ZM188 213V214H187ZM255 213V214H254ZM259 213V214H258ZM160 214V213H159ZM158 215V214H157ZM161 215V214H160ZM160 215H159V218H160ZM191 215V216H190ZM174 216V217H173ZM1 217H3V215H1L0 216V218ZM151 217V216H150ZM156 217V216H155ZM178 217V218H177ZM246 217H247V219H246ZM254 217V218H253ZM255 217H257L256 219H255ZM262 217V218H261ZM159 218L158 217H156V219L157 220H154V221H158L159 220ZM164 218H160L161 219V221H162V219H164ZM165 218V219H166ZM259 218V219H258ZM2 219V218H1ZM150 219H152V218H150ZM153 219H154V217H153ZM152 219V220H153ZM251 219H252V221L253 222H251ZM5 219H3L2 220V222L4 221ZM172 220V219H171ZM175 220H178L177 222L175 221ZM211 220V221H210ZM244 220L246 221V223L244 222ZM250 220V221H249ZM261 220H263L262 222H261ZM164 221V220H163ZM182 221V222H181ZM209 221V222H208ZM212 221H213V226L210 224V222L212 223ZM248 221H249V223H248ZM2 222H0V225H1V223ZM170 222V223H169ZM235 222V223H234ZM251 222V223H250ZM3 223H5V222H3ZM169 223V224H168ZM178 223V224H177ZM233 223V224H232ZM262 223H263V225H262ZM175 224V225H174ZM207 224V225H206ZM228 224H231V225H228ZM234 224H235V226L236 227H234ZM237 224V225H236ZM245 224V225H244ZM251 224H253L252 226H254V227H252L251 229H250V227L249 226H251ZM2 225H4L5 226V224H2ZM220 225V226H219ZM261 225H262V228H261ZM177 226V228H174V227H176ZM179 226V227H178ZM206 226H209V228L207 227V228H205ZM219 226V227H218ZM226 226V227H225ZM233 226V227H232ZM238 226V227H237ZM255 226H256V228H255ZM201 227H203V228H201ZM227 229L228 228V230H226L225 228ZM247 227H249V228H247ZM134 228V227H133ZM218 228H219V231H217L218 230ZM222 228V229H221ZM256 230H255V229ZM259 228V229H258ZM136 231L137 230H139L140 228H134ZM223 229H224V232H223ZM231 229H232V232H234V230L236 231H238V232H236V234H238L239 236L241 235V237L242 238H244V239H246V240H248V243L247 242H245V243H243V244H241L240 246H237L236 244H234L233 245V241H232V239H229L230 238V234H229V232H231ZM133 230V229H132ZM135 230H133L132 232H131V234H133V235H135ZM208 230H209V240H210V242H212V241H214V239H215V241L213 242V243H208V241L206 242V240L205 239H203V238H205L204 236L206 235H208ZM221 230V231H220ZM119 232H116L117 233V236L119 235V236H121V237H119L118 238V240H117V245L115 246V245H110V244H106L105 246H104V248H102V249H100L99 251L98 250H96V251H98L97 253H99V254H103V256L104 255H106L105 257H103L104 258V261H106L107 259V261H110L109 262V264L111 263V261H113V259L115 258V257H117L116 259H114V261L115 260H117V261H120V262H122V260L123 259H125L124 257H125V254H124V248L122 247L123 245L120 243V242H122V241H124V235H126V231H124L123 229H121V230H118ZM164 231H166L165 230V228H163V230H162V232H164ZM178 231V232H177ZM192 231V232H191ZM215 231H216V233H215ZM256 231H257V233H256ZM263 231V232H262ZM107 232V231H106ZM120 232H121V234H120ZM124 234H123V233ZM167 232V233H168ZM181 232V233H180ZM219 232V233H218ZM220 232H222V233H220ZM119 233V234H118ZM168 233V234H169ZM174 233V234H173ZM214 235H213V234ZM136 234H137V232H136ZM172 234H173V236H174V238H173V236H172ZM200 234H203L204 236H202V235H200ZM229 234V235H228ZM164 235V233L163 234H161V236H163ZM184 235H179L180 237H184L185 238V236ZM194 235H196L195 237V239H196V241H195V239H193L194 238ZM202 236L203 238V240L201 239V237H199V236ZM225 235H227L228 237H226ZM257 235H258V237H257ZM156 236V235H155ZM197 236L199 237V238H197ZM137 237H138V235L135 237V238H133L134 240L135 239H137ZM156 237H158V236H156ZM207 237V238H208ZM260 237V238H259ZM140 238V236L138 237V239ZM217 238V239H216ZM226 238H228L227 240H226ZM123 239V240H122ZM137 239V244H136V248L135 249H138V245H139V240ZM201 239V241L205 244V248L204 249H207L206 248V246H207V244L206 243H208V245H210V244H215L216 243V245H210L211 247L210 248H208L209 250H211V248L213 249V250H211V252L209 253V256H208V252L206 253L207 254V256L205 255L204 256V251L202 252V244L201 243H199V240ZM212 239V240H211ZM252 239V241H250V240ZM172 240V242H170ZM197 240H198V242H197ZM205 240V241H204ZM232 241L233 243H231V242H228V241ZM173 241H175L174 243H173ZM194 241H195V243H194ZM56 242V241H55ZM54 241L52 242V241H50V242H41L36 248H34V246H33V248L32 249H30V251H28L29 253H31L32 252V254H30L29 255V253H27V255H29L31 258L30 259H32V260H34V262H33V264L35 263H37V264H102V263H99V262H97V261H99V260H95V259H97V258H95V256L96 257H98V254L97 255H95L94 256V254H95V251H93V252H89V254H88V249L86 248V247H77V246H75V245H73V244H70V245H65V247H63V246H61L62 245V243L60 242L59 244H57V243H55ZM251 242V243H250ZM171 243H173L174 244V246H171ZM250 243V244H249ZM262 243H263V245H262ZM61 244V245H60ZM150 244H153L152 242L150 243ZM170 245V246H167V245ZM172 244V245H173ZM229 244V245H228ZM230 244H232V245H230ZM121 245V246H120ZM177 245V246H176ZM227 245H228V248H227ZM248 245V246H247ZM253 247V250L255 249V253H257L256 255H257V257H255V256H253L254 257V259L253 258H249V260H246V262L248 261L249 263H246L243 259H246V258H242V256L243 257H246V253H244L243 251H246V248H245V246H247V248H252L251 246ZM260 247H259V246ZM250 246V247H249ZM175 247V248H174ZM194 247H196L195 249L196 250H199V251H201V254H200V252H196L195 250H193V248ZM209 247V246H208ZM234 247H235V249H234ZM238 247H239V249H238ZM240 247H242V248H240ZM255 247V248H254ZM261 248V249H260ZM124 249V250H123ZM175 249H177V250H175ZM187 249H189V250H187ZM234 251H233V250ZM236 249H238V250H240V252L238 251H235ZM32 250V251H31ZM103 250V251H102ZM232 250V251H231ZM249 249H247V251H248ZM171 253H170V252ZM177 251V252H176ZM206 251V250H205ZM226 251V252H225ZM229 253H231L232 254V257L230 258V256H231V254H229ZM39 252H41V254H39ZM105 252V253H104ZM225 253V255H224V253ZM235 252H237L239 255L240 254H242V256L240 257L237 253H235ZM242 252V253H241ZM135 253H137V252H135ZM212 253H214V254H212ZM235 253V254H234ZM248 253V252H247ZM171 254V256H176V258H173L172 257V259L170 258V255ZM0 255H2L1 253H0ZM42 255V256H41ZM211 255V256H210ZM259 255V256H258ZM4 257H5V255H3ZM29 256L28 257H26V259L28 258L29 259ZM32 256H34V257H32ZM123 256V257H122ZM234 256V257H233ZM237 256V257H236ZM10 257V256H9ZM8 257V258H9ZM20 256H18V258H19ZM227 257H229L230 258V260H228L229 258H227ZM239 257V258H238ZM259 257V258H258ZM5 258H7V256L5 257ZM5 258H2V256H1V260L2 261H0V264H12L13 263V261H14V259L16 258V256L14 257V259H12V256H11V258H10V260L9 259H5ZM22 258H23V256H22ZM98 258H101L102 259V255H99V257ZM113 258V259H112ZM165 258H167V259H165ZM232 258H234V259H232ZM242 258V259H241ZM20 259V261H22V260H24V259H22L21 260V257L19 258ZM19 259L18 260H16V261H18L17 263L19 264V263H22V264H24V261H22V262H19ZM25 259V260H26ZM27 259V260H28ZM30 259H29V261H30ZM163 259H165L164 261H163ZM232 259V260H231ZM248 259V258H247ZM259 259V260H258ZM11 260H12V262H11ZM26 260V261H27ZM169 260H171V263L169 262ZM235 260H237V261H235ZM252 260V261H251ZM255 260V261H254ZM16 261L14 262V264H17L16 263ZM25 261V262H26ZM58 261H59V263H58ZM124 261V260H123ZM155 261V262H156ZM176 263H175V262ZM245 263H244V262ZM30 263H31V261H30ZM105 263H107V262H105ZM25 264H27V262L25 263Z\"/></svg>",
    "mask_w": 264,
    "mask_h": 264
}]
</instances>
